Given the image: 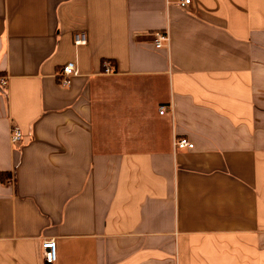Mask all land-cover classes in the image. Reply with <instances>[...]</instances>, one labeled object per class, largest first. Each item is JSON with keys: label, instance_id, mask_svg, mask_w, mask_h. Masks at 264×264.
Listing matches in <instances>:
<instances>
[{"label": "crops", "instance_id": "crops-1", "mask_svg": "<svg viewBox=\"0 0 264 264\" xmlns=\"http://www.w3.org/2000/svg\"><path fill=\"white\" fill-rule=\"evenodd\" d=\"M0 77V264H264V0H0Z\"/></svg>", "mask_w": 264, "mask_h": 264}, {"label": "built area", "instance_id": "built-area-1", "mask_svg": "<svg viewBox=\"0 0 264 264\" xmlns=\"http://www.w3.org/2000/svg\"><path fill=\"white\" fill-rule=\"evenodd\" d=\"M193 3V0H178V5L182 8H187ZM73 43L75 45H83L87 42V36L84 31H78L73 34ZM169 37L165 33L154 34V45L157 48L164 46V42L167 43ZM72 61L67 62L62 66L60 85L67 87L71 83V78L77 75L78 71L76 65ZM102 64V72L104 74L114 73V69L109 61H104ZM7 77H0V85H7ZM164 108L161 107L160 113H163ZM22 136L21 131L18 128H12L10 132V138L12 142H17ZM173 146L175 149H190L193 147V143L186 140V138H176L173 140ZM42 255L45 263H53L57 258L56 242L53 238L44 239L41 243Z\"/></svg>", "mask_w": 264, "mask_h": 264}]
</instances>
